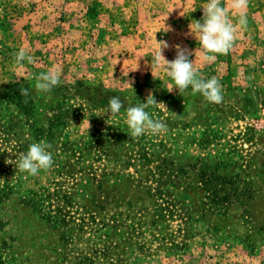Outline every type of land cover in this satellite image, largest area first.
Returning <instances> with one entry per match:
<instances>
[{"label":"rangeland","instance_id":"rangeland-1","mask_svg":"<svg viewBox=\"0 0 264 264\" xmlns=\"http://www.w3.org/2000/svg\"><path fill=\"white\" fill-rule=\"evenodd\" d=\"M1 59L2 179L61 191L75 218L48 227L14 192L0 205L13 264H264V78L216 76L223 100L213 103L190 87L168 91L171 80L133 94L128 78L65 63L61 82L41 93L34 84L52 61ZM151 94L157 102L146 110L165 133L133 138L124 108L105 113L113 96L127 107ZM39 140L53 165L20 172L15 162ZM142 156L153 161L144 166ZM162 157L167 170L156 168Z\"/></svg>","mask_w":264,"mask_h":264},{"label":"crops","instance_id":"crops-1","mask_svg":"<svg viewBox=\"0 0 264 264\" xmlns=\"http://www.w3.org/2000/svg\"><path fill=\"white\" fill-rule=\"evenodd\" d=\"M220 2L236 24L235 39L227 54L204 61L188 24L202 17L206 0H0V47L8 49L0 58L14 62L23 47L31 59L36 54L55 67L69 63L74 70L83 66L88 72L125 77L131 93L147 94L171 80L153 63L159 43L166 41L165 58L174 59L179 44L196 71L263 79L264 0H247L241 10L247 17L244 27L229 8L231 0Z\"/></svg>","mask_w":264,"mask_h":264},{"label":"clouds","instance_id":"clouds-1","mask_svg":"<svg viewBox=\"0 0 264 264\" xmlns=\"http://www.w3.org/2000/svg\"><path fill=\"white\" fill-rule=\"evenodd\" d=\"M247 0H231L230 9L236 10L238 24L246 26V13L241 11L246 7ZM202 17L193 19L188 24L189 32L198 40L200 49L203 52L204 61H212L216 54H227L235 39L236 24L229 17L228 9L222 6L220 0H206L202 5ZM164 30H168L165 25ZM162 41V40H161ZM166 41L159 43L153 55V63L160 67L172 81V85L167 88L173 90V86L178 93H183L191 88L193 92H199L208 102L220 103L223 100L222 85L217 77L201 78L197 75L189 53L186 49L176 45V55L174 59L168 60L163 55V48H167ZM25 59H31L26 48H20L15 53L17 64H21ZM61 82V69L52 67L45 72H41L36 79L34 88L41 93H49L54 86ZM23 94L28 95L30 89L24 88ZM149 94L147 95V97ZM151 99L143 102L124 106L118 96L110 98L105 113L116 115L124 108V122L127 126L129 136L136 138L143 134L158 135L167 132L166 122L153 118L148 107L157 101L151 94ZM146 97V98H147ZM89 125V124H88ZM51 145L45 140L34 141L29 144L26 151L22 152L16 161V168L20 172L36 175L40 170H47L53 165V154L49 150Z\"/></svg>","mask_w":264,"mask_h":264},{"label":"trees","instance_id":"trees-1","mask_svg":"<svg viewBox=\"0 0 264 264\" xmlns=\"http://www.w3.org/2000/svg\"><path fill=\"white\" fill-rule=\"evenodd\" d=\"M142 159L144 166H148L153 161L150 156H142ZM169 165V159L162 157L156 168L167 170ZM48 190L44 187L22 190L20 185L12 183L6 177L2 179L0 174V205L17 191V193H21V205L31 208V212L44 221L48 227H62L58 226V223H64L66 227L69 223L74 222V216L69 210H66L67 195L61 191L51 193ZM53 198H57V200ZM9 248L11 247L5 240L0 242V264H13L14 256H10V251L7 250Z\"/></svg>","mask_w":264,"mask_h":264}]
</instances>
